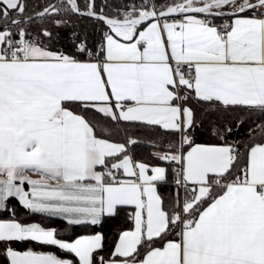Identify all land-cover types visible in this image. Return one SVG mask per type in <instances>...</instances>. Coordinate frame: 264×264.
Masks as SVG:
<instances>
[{
	"label": "snow or ice",
	"instance_id": "obj_1",
	"mask_svg": "<svg viewBox=\"0 0 264 264\" xmlns=\"http://www.w3.org/2000/svg\"><path fill=\"white\" fill-rule=\"evenodd\" d=\"M0 213V264H264V0H0Z\"/></svg>",
	"mask_w": 264,
	"mask_h": 264
},
{
	"label": "trees",
	"instance_id": "obj_2",
	"mask_svg": "<svg viewBox=\"0 0 264 264\" xmlns=\"http://www.w3.org/2000/svg\"><path fill=\"white\" fill-rule=\"evenodd\" d=\"M81 3H83V0H80ZM105 1L102 0H97V4L98 5H102L103 3H105ZM81 27H84L85 25L88 26V30L90 33V43L92 39H95L96 36L92 35V22L91 21H81L80 22ZM98 36V33L96 34ZM201 109L197 110V117L198 119L201 117ZM215 119V118H214ZM207 129V121H205V127L203 129H198L196 134H195V140L197 143H216L217 141L215 140V138L206 130ZM239 135L243 136L244 135V129L241 128L239 130ZM237 137L235 135H233L232 137H230V139H236ZM156 149H152L150 148L148 145H142V150L139 151L137 153V159H144V160H148L149 156L148 153L150 151H155ZM152 163H156L155 160L151 161ZM161 164H164V162H160ZM166 165V164H165ZM162 193L167 194L168 192L172 191V187L171 186H164L161 188ZM9 207H16L17 208V212H18V216L17 218L21 220V222H25V223H40L42 226L45 227H56L58 230L59 235L62 238H71V239H75L80 235H88L91 234L94 229H83V228H75L74 230H66L65 228L62 227V223L61 221H59V218H50V217H46L43 214H29L27 213L26 210L22 209V207L19 205V202L16 199H10V203H9ZM129 212L131 211V209L128 210ZM9 214L8 213H0V218H7ZM132 227V221L127 218V215L125 213H121L120 216L109 220L106 224L103 225V232L104 235L106 236V244L110 247L113 240L116 239L117 234L122 231V230H126ZM19 247H23V246H19ZM36 248V250H44V251H48V250H52V251H56L55 249H47V248H41L39 246H33ZM60 255H63V253H58Z\"/></svg>",
	"mask_w": 264,
	"mask_h": 264
},
{
	"label": "crops",
	"instance_id": "obj_3",
	"mask_svg": "<svg viewBox=\"0 0 264 264\" xmlns=\"http://www.w3.org/2000/svg\"><path fill=\"white\" fill-rule=\"evenodd\" d=\"M162 166H167L165 164H161ZM35 178V177H34ZM26 190H28V187L26 186ZM11 199H14V198H11Z\"/></svg>",
	"mask_w": 264,
	"mask_h": 264
},
{
	"label": "built area",
	"instance_id": "obj_4",
	"mask_svg": "<svg viewBox=\"0 0 264 264\" xmlns=\"http://www.w3.org/2000/svg\"><path fill=\"white\" fill-rule=\"evenodd\" d=\"M102 1H105V0H102Z\"/></svg>",
	"mask_w": 264,
	"mask_h": 264
}]
</instances>
